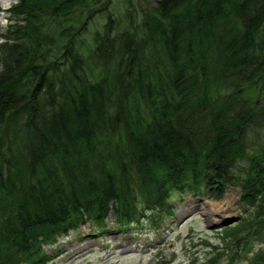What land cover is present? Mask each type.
<instances>
[{
    "label": "trees",
    "instance_id": "16d2710c",
    "mask_svg": "<svg viewBox=\"0 0 264 264\" xmlns=\"http://www.w3.org/2000/svg\"><path fill=\"white\" fill-rule=\"evenodd\" d=\"M122 2L119 16L115 0L8 9L0 264L47 263L87 220L161 229L176 194L228 186L246 213L234 243L264 240V0Z\"/></svg>",
    "mask_w": 264,
    "mask_h": 264
},
{
    "label": "rangeland",
    "instance_id": "374dc122",
    "mask_svg": "<svg viewBox=\"0 0 264 264\" xmlns=\"http://www.w3.org/2000/svg\"><path fill=\"white\" fill-rule=\"evenodd\" d=\"M3 3L0 0V19L10 23V7L5 13ZM111 9L119 16L124 2L115 0ZM9 23L0 25V31ZM182 196L172 198L174 214L158 230L145 222L122 229L113 218L98 229L87 220L44 247L49 259L44 264H252L262 252L264 240L259 237L243 249L234 243L233 228L246 215L237 187L228 186L221 198Z\"/></svg>",
    "mask_w": 264,
    "mask_h": 264
},
{
    "label": "clouds",
    "instance_id": "9594fccd",
    "mask_svg": "<svg viewBox=\"0 0 264 264\" xmlns=\"http://www.w3.org/2000/svg\"><path fill=\"white\" fill-rule=\"evenodd\" d=\"M12 3H19V0H4V3H3V9H4V12L6 13L7 9L9 7H11ZM9 23V21L4 18V19H0V25H3V26H7V24Z\"/></svg>",
    "mask_w": 264,
    "mask_h": 264
},
{
    "label": "bare ground",
    "instance_id": "6f19581e",
    "mask_svg": "<svg viewBox=\"0 0 264 264\" xmlns=\"http://www.w3.org/2000/svg\"><path fill=\"white\" fill-rule=\"evenodd\" d=\"M4 1V0H3Z\"/></svg>",
    "mask_w": 264,
    "mask_h": 264
}]
</instances>
